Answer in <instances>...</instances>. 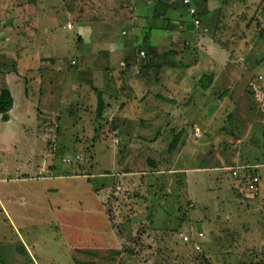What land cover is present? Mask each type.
<instances>
[{"label":"rangeland","instance_id":"374dc122","mask_svg":"<svg viewBox=\"0 0 264 264\" xmlns=\"http://www.w3.org/2000/svg\"><path fill=\"white\" fill-rule=\"evenodd\" d=\"M39 1L47 8L59 7V4L50 6L51 0ZM24 2L19 5L26 4ZM9 4L12 5L11 1ZM24 9L28 12L26 7ZM24 20L29 21L28 17ZM8 27L6 38L0 37V79L9 77L12 82L9 85L15 90L18 78L25 87L24 92L19 88L21 95L23 97L24 93L28 99L29 88L37 84L34 81L29 84L34 76L31 78L27 73H41L44 79L47 64L44 58L49 48L41 43L40 59L34 60L33 45H36L29 34H37L29 33L24 26L15 34V26ZM32 28L38 33L42 27L36 29L32 25ZM68 37L66 49L52 47L53 60H62L59 65L52 64V68L59 67L71 77L78 69L68 64L70 54L75 53L73 32L69 31ZM15 40L19 41L15 56L27 57L25 63L17 64L18 57L11 51V48L16 49L12 43ZM186 58L188 55L184 62ZM12 60L16 65H10ZM241 67L234 63L232 69L236 72L238 68L239 72ZM184 71L181 69L180 73ZM173 72L170 69L165 74ZM175 75L165 77L182 84L175 81ZM196 77L194 82H187L191 93L193 86L196 87L190 96L196 104L194 109L190 108L191 112L182 114V108L172 103L176 104V99L169 96L173 101L158 106L157 114L154 111L149 119L138 115L133 126L127 125L121 132L116 129L118 122L107 117L97 120L95 114L88 111L84 112L88 120L84 119L85 127L81 130L77 118L83 113L76 105V95H71L69 98L73 100L68 99L66 104H56L60 110L55 119L44 117L40 109L42 102L37 108L36 101L31 104V98L26 99V105L31 106L24 117L21 114V127L15 110L8 120H2L0 115V158L14 155V149L28 151L31 148L27 161L40 166L33 171L39 174L44 170L41 174H46L51 171L49 167L54 168L59 162L57 158L63 151L54 137L58 132L55 124H60L66 127L63 132L66 131L69 140L63 153L71 159L66 163L60 161L59 168L79 175L59 177L56 173L49 180L20 183L21 190L29 187L32 191L21 199L17 197V205L12 202L11 208L1 207L0 243L10 244L4 247L13 252L28 250L23 243L18 244V233L14 231L18 227V232L32 247L31 253L28 252L30 256L20 257L19 264L23 261L25 264H76L77 260L95 264H264V167L258 166L263 163L259 162L260 158L264 157V106L250 89H245L242 97L234 94L230 99H221L218 95L225 89L224 84L219 85L213 79L209 82L202 73ZM68 80L71 82V78ZM205 82L211 94L203 93L201 86ZM88 108L86 106L85 110ZM157 123L162 124V128H156ZM248 123L250 128H246ZM195 127L199 129L197 134ZM178 132L176 148L169 154L166 150ZM117 134L124 135L122 140ZM25 136L35 138L33 144L27 145L30 143L21 139ZM77 136L84 140L83 144L70 142ZM157 138L160 142L155 144ZM25 158L21 153L13 161L9 158L13 163L10 167L32 169L33 166H25ZM249 168H255L260 175L259 185L253 190L248 189L247 183L242 184L241 177ZM90 173L94 175L87 179ZM102 184L104 186L95 187ZM52 202L56 205L52 206ZM183 234L189 235L190 240H184ZM76 235L80 237L75 238ZM87 237H91L90 240L83 241ZM2 238L6 239L2 241ZM10 238H14V244ZM196 244L200 248L197 249ZM1 248L0 244V253Z\"/></svg>","mask_w":264,"mask_h":264},{"label":"crops","instance_id":"0c3cea01","mask_svg":"<svg viewBox=\"0 0 264 264\" xmlns=\"http://www.w3.org/2000/svg\"><path fill=\"white\" fill-rule=\"evenodd\" d=\"M10 1L12 5H8ZM22 1L0 0L1 39L6 38L8 25L15 26L16 31L13 30L15 34L23 30L20 26H24L29 33L37 34L36 36L29 34L33 37L32 40H35L32 43L36 45H33L34 60L40 59L41 43H44L49 50L45 52L44 59L47 64L44 67V79L41 73L34 74L33 71L27 73L31 78L34 76V80L30 79L29 84L33 81L37 84L33 89L29 88L28 99L24 93L23 97L21 95L25 87L21 86L18 78L15 80V90L11 88V84L9 85V82L12 83L11 79L9 77L6 79L13 96V106L9 111V117L10 113L15 110L20 127L23 123L21 114L24 117V113L29 111L28 107L33 105L34 101H36L37 108L42 102L43 107L40 109L42 113H45L44 117L55 119L58 118L60 110L56 108V104L58 102L66 104L68 99L73 100L69 98L71 95L72 97L76 95L74 97L76 105L78 108L81 107L79 111L83 113L77 118V123H81L79 126L81 130L85 127L84 119H87L84 112L95 114L100 99L105 106L104 118L118 122L116 129L119 132L127 125L133 126L138 115L149 119L154 111L157 114L156 108L163 107L168 100L170 102L176 99V104L172 102L174 107H181L182 114L189 113L190 108L194 109L196 105L193 104V99L190 100L196 87L193 86L191 93L187 82L189 80L194 82L199 73H202L209 82L213 79L217 84L226 86L218 97H225V100L232 98L234 94L236 97H242L244 90L250 89L253 97L257 96L256 99L264 106V0H189L188 3L183 0H166V3L160 0H51L50 6L59 4L58 8L49 6L47 8L39 0H25L26 4L19 5ZM190 7L195 10L193 14L189 11ZM27 17L30 22L24 20ZM68 18L74 21L69 19L70 22H68ZM195 19H198L199 23H195ZM52 22L57 24L56 27ZM67 24H70V27L67 28ZM32 25H35L36 29L40 25L42 28L37 33ZM69 31L74 34L75 53L70 54L68 64L69 67L76 65L78 69L71 77L60 71L59 67L52 68V64L59 65L62 60H53L51 50L52 47L60 50L66 49ZM41 33L42 36L38 35ZM225 35H227L226 39L220 40V37L224 38ZM12 43H14L13 47H16V49L11 48L15 56L19 41L15 40ZM22 48L25 49L24 46ZM141 50L144 51L143 55L140 54ZM186 55L188 58L184 62ZM26 59L27 57L23 55L19 56L17 64L25 63ZM72 59L76 61L72 63ZM234 63L241 64L242 69L240 68L239 72H237L238 68L235 69L236 72L233 71ZM170 69H173V73L176 74L175 77L173 76L175 81L179 80L182 84L171 82L169 78L173 73L165 74ZM181 69L185 71L180 73ZM21 87L22 91H20ZM201 88L204 94L212 92L208 91L206 82ZM38 94L42 96L38 97ZM169 96L173 100H170ZM185 97L187 100L184 99ZM30 98L32 99L31 104L26 105V99L30 101ZM34 98L36 99L33 100ZM16 103L19 104L17 108ZM86 106H89L88 110H85ZM209 111L211 112V109ZM245 118L247 117L244 114ZM96 119L98 120L97 117ZM34 121L37 120L34 119ZM55 125L58 130L54 135L55 141L64 151L66 150L64 146L69 141L66 139V131L63 132L66 127L60 124ZM160 125L162 124L157 123L156 128ZM247 127L250 128L251 125L248 123ZM116 136L122 140L124 135L117 134ZM41 137L44 140V135ZM21 139H26L30 143L27 145L35 141V138L26 136ZM115 139L118 141L117 138ZM18 141L26 144L24 141ZM70 142L80 145L84 140L77 136ZM159 142L160 139L157 138L155 144ZM30 149L28 151L24 148L14 149L12 152L14 155L11 154L9 158L12 157L13 161L14 158H19V153L24 154L25 166L27 168L33 166L32 169L22 170V167L16 165L13 170L10 167L13 163L9 158L3 156L0 158V209L1 207L8 208V206L11 208V203H16L17 197L21 199L27 195L28 191H32L29 187L21 190L20 183L49 180L55 177L56 173L59 177L79 176L69 170L59 168L62 161L66 163L67 159H71L64 156L63 151H59L61 156L57 158L59 162L54 168L49 167L51 171L41 174L44 171L42 170L38 174V171L33 170L35 168L38 170L40 166L37 167L33 161H27V153ZM113 155H115L114 152ZM93 161L97 163V159L94 158ZM17 162L18 160L15 164ZM259 162H263L258 164L263 168L264 157L260 158ZM253 167H255L254 164ZM178 173L182 175L180 171ZM93 175L90 173L87 179ZM186 176L189 177L187 172ZM100 186L104 184L95 185L96 188ZM92 190L95 191V189ZM55 205L52 202V206ZM103 212L105 213L104 206ZM107 215L105 213L106 219ZM14 231L18 233V244L23 243L28 250L25 249V252L14 250L13 252L4 247L10 244L0 243L3 247L0 253L2 264H19L22 261L20 257L30 256L28 252L31 253V245L18 232V227ZM78 237L80 236H75V238ZM90 238H84L83 241L88 242ZM3 239L6 238H2V241ZM10 239V242L14 244V238ZM78 248L85 249V247ZM14 257H18L19 260H15ZM22 264H25L24 261Z\"/></svg>","mask_w":264,"mask_h":264},{"label":"trees","instance_id":"16d2710c","mask_svg":"<svg viewBox=\"0 0 264 264\" xmlns=\"http://www.w3.org/2000/svg\"><path fill=\"white\" fill-rule=\"evenodd\" d=\"M165 2V1H164ZM166 3V2H165ZM10 65H16V61L14 62L12 60ZM1 71V70H0ZM0 74H2L0 72ZM2 78V77H1ZM13 106V96L11 94V91L6 83L5 78L3 80L0 79V115L2 120H8L9 119V111L11 107ZM105 106H103L102 100H98L97 106H96V111L95 115L97 118H102L103 116V109ZM180 135V132H178L176 135H174V140H172L171 144L169 145L168 150H166L169 154L174 151L176 148V143H177V138ZM248 165V164H247ZM205 167V166H203ZM247 173H244V175L241 177L242 178V184L244 183V186H246V180L247 177L249 178L250 175H256L258 176V172L256 171L255 168H249L247 170ZM250 173V174H249ZM260 180V175L258 176ZM166 184V183H164ZM259 185V182H258ZM76 264H95L93 261H85V260H77Z\"/></svg>","mask_w":264,"mask_h":264},{"label":"built area","instance_id":"2783aa9c","mask_svg":"<svg viewBox=\"0 0 264 264\" xmlns=\"http://www.w3.org/2000/svg\"><path fill=\"white\" fill-rule=\"evenodd\" d=\"M183 1H184L185 3H188V2H189V0H183ZM189 11H190V13L193 14L195 10H194L193 7H190V8H189ZM194 22H195V23H199V20H198V19H195ZM67 27H70V24H67ZM140 54L143 55V54H144V51L141 50V51H140ZM73 62H75V61L72 60V63H73ZM198 131H199L198 127H195V128H194V132H195V134H197ZM234 173H235V172H234ZM258 182H259V178H258V176H256V175H251V176H249V178H248L247 181H246L247 186H248V189L253 190V189L257 188V187H258ZM198 235H199V236H202V232H199ZM182 236H183L182 238H183L184 240H186V241L190 240V236H189V235H187V234H183ZM195 247L198 249V248H200V245H199V244H196Z\"/></svg>","mask_w":264,"mask_h":264},{"label":"water","instance_id":"95a60500","mask_svg":"<svg viewBox=\"0 0 264 264\" xmlns=\"http://www.w3.org/2000/svg\"><path fill=\"white\" fill-rule=\"evenodd\" d=\"M160 1H166V0H160Z\"/></svg>","mask_w":264,"mask_h":264}]
</instances>
